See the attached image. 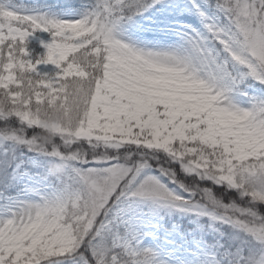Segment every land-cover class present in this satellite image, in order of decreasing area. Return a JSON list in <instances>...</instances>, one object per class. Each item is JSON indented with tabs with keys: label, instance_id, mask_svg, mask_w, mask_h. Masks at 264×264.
I'll use <instances>...</instances> for the list:
<instances>
[{
	"label": "snow or ice",
	"instance_id": "6c2138e0",
	"mask_svg": "<svg viewBox=\"0 0 264 264\" xmlns=\"http://www.w3.org/2000/svg\"><path fill=\"white\" fill-rule=\"evenodd\" d=\"M0 264H264V0H0Z\"/></svg>",
	"mask_w": 264,
	"mask_h": 264
}]
</instances>
